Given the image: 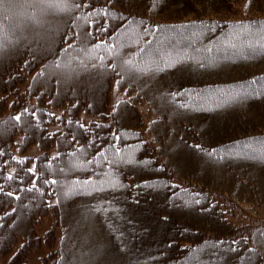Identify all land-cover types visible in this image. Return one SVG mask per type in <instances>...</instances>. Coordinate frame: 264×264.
I'll list each match as a JSON object with an SVG mask.
<instances>
[{"label":"trees","instance_id":"trees-1","mask_svg":"<svg viewBox=\"0 0 264 264\" xmlns=\"http://www.w3.org/2000/svg\"><path fill=\"white\" fill-rule=\"evenodd\" d=\"M228 207L264 211V0H0L8 264L48 214L42 264H264Z\"/></svg>","mask_w":264,"mask_h":264},{"label":"rangeland","instance_id":"rangeland-1","mask_svg":"<svg viewBox=\"0 0 264 264\" xmlns=\"http://www.w3.org/2000/svg\"><path fill=\"white\" fill-rule=\"evenodd\" d=\"M124 93H119L112 89L111 95H110V106L109 110L113 107L114 104L117 103V101L121 100L122 98H125ZM137 109L141 113L143 117V121L145 125L149 123L152 119H154V115L149 111L148 107L144 103H138ZM82 121L89 122L91 119H94L92 116L80 113L78 116ZM57 127L56 124H53L49 127V130H53ZM39 151H37L36 147H33L30 149V151L27 153V155H36ZM32 162L29 163V166H32ZM228 211V218L231 222L234 224H244L249 221H255V220H262L264 219V211L262 209L257 208H226ZM53 218L50 214L43 216L40 218V222H38L35 226V232L38 237L41 238V246L26 256V262L27 264H42V258L46 257L48 255L49 250L45 247V244L43 243V236L46 234L45 232L50 229L52 226ZM57 236L60 235L59 230L56 229ZM17 246H14L11 251L6 255L0 254V264H8V261L10 259V256L13 255V253L16 251V248L22 244V239H19L17 242Z\"/></svg>","mask_w":264,"mask_h":264},{"label":"snow or ice","instance_id":"snow-or-ice-1","mask_svg":"<svg viewBox=\"0 0 264 264\" xmlns=\"http://www.w3.org/2000/svg\"><path fill=\"white\" fill-rule=\"evenodd\" d=\"M89 6H90V5H89ZM87 22H88L89 24L94 23V21H92V20H88ZM97 30H100V29L98 28ZM117 103H120V101H117ZM25 111H27V110H25ZM33 115H35V113H33ZM16 118H17V119H20L21 117H20L19 114H17ZM196 147H199V145H197ZM213 151H215V150H213ZM29 171H33V169H29ZM9 176L11 177V173H9ZM69 191H71V189H69ZM12 195H18V193H12Z\"/></svg>","mask_w":264,"mask_h":264}]
</instances>
